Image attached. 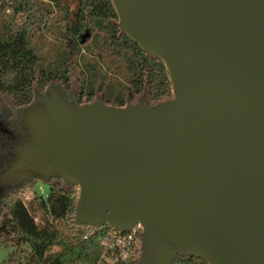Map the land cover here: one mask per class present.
I'll return each mask as SVG.
<instances>
[{"label": "water", "instance_id": "obj_1", "mask_svg": "<svg viewBox=\"0 0 264 264\" xmlns=\"http://www.w3.org/2000/svg\"><path fill=\"white\" fill-rule=\"evenodd\" d=\"M111 1L172 98L75 105L50 85L0 183L78 184L81 223L142 222V264H264V0Z\"/></svg>", "mask_w": 264, "mask_h": 264}, {"label": "trees", "instance_id": "obj_2", "mask_svg": "<svg viewBox=\"0 0 264 264\" xmlns=\"http://www.w3.org/2000/svg\"><path fill=\"white\" fill-rule=\"evenodd\" d=\"M73 9L59 0H0L1 13L8 21L0 35V170L6 167L17 149L26 141L28 129L22 124L26 107L41 102L46 88L59 85L68 101L75 105L94 101L96 92H85L72 79L69 55L80 49L81 39L94 29L105 34L107 46L123 53L131 79L124 85L112 106L131 105L142 100L155 106L172 98V84L165 64L133 41L120 28L111 0H74ZM54 6L63 13V39L71 46L55 63L47 60L32 44V33L45 25V17ZM123 96V97H122ZM109 104L110 98H96ZM36 177L20 186L11 185L0 194V244L13 247L9 260L13 264H98L103 258L100 238L111 229L103 222L93 227L82 224L77 216L75 184L61 176L44 181L45 195L32 187ZM31 190L25 200L23 189ZM24 191V190H23ZM35 211V215L32 213ZM86 234V237H84ZM143 238L141 231L137 232ZM48 245L58 248L46 257ZM113 264H142L141 257L119 260ZM172 264H208L194 255L177 254Z\"/></svg>", "mask_w": 264, "mask_h": 264}, {"label": "rangeland", "instance_id": "obj_3", "mask_svg": "<svg viewBox=\"0 0 264 264\" xmlns=\"http://www.w3.org/2000/svg\"><path fill=\"white\" fill-rule=\"evenodd\" d=\"M59 1L63 5L69 7V9H73L75 6L74 0ZM48 10L50 13L45 17V25H42L36 32L32 33L31 38L32 44L38 50H41V54L47 60L55 63L58 59L60 60L64 55H67V49L71 44L68 40L63 39V13L58 11L54 6H49ZM7 23L6 16L1 13L0 7V35L5 32L4 26L7 25ZM79 44L81 45L79 51L74 50L73 53L69 55L71 60L72 81L77 85H81L85 92L94 90L96 92L93 98L94 101H99L96 100V98L100 96L101 98H110L111 101L109 105L114 104L113 101L119 99L118 96L120 92L123 93V91H125L124 85H127L131 79V74L130 71H128L123 53L113 52L107 46L104 32L97 29H94L90 34H85ZM36 106L35 102L30 103L27 106L29 108V110H27V115L31 113V109ZM125 106L127 105L124 103L123 107ZM18 160L19 156L15 153L9 161V164ZM36 178L32 188L39 194L45 195L47 191L46 183L40 178ZM62 179L66 180L64 177H62ZM15 184L16 181L0 183V194L5 188L11 185L15 186ZM23 190L20 191V194L23 195L22 197L25 200H30L32 197V189L28 190L25 188ZM75 190L76 200L78 201L80 193L78 184H75ZM32 213L35 215L36 212L32 211ZM13 250V247H5L3 244H0V264H13V262L9 260V254ZM56 251H58L56 246L48 245L46 247L45 256H52ZM139 257H141L143 263V242L140 246Z\"/></svg>", "mask_w": 264, "mask_h": 264}, {"label": "built area", "instance_id": "obj_4", "mask_svg": "<svg viewBox=\"0 0 264 264\" xmlns=\"http://www.w3.org/2000/svg\"><path fill=\"white\" fill-rule=\"evenodd\" d=\"M85 225L93 227V225ZM138 231L143 233L140 223H135L127 230H121L111 225V229L100 238V244L103 246V260L98 264H113L119 260L138 256L143 240L137 235ZM87 235L89 234L84 237Z\"/></svg>", "mask_w": 264, "mask_h": 264}, {"label": "bare ground", "instance_id": "obj_5", "mask_svg": "<svg viewBox=\"0 0 264 264\" xmlns=\"http://www.w3.org/2000/svg\"><path fill=\"white\" fill-rule=\"evenodd\" d=\"M166 62H167V61H166ZM167 66H168V63H167ZM168 67H169V66H168ZM169 76H170V78H171V80H172V83H173V86H174V91H175V82H174V79H173L171 73H169ZM140 225L143 226L142 222H140Z\"/></svg>", "mask_w": 264, "mask_h": 264}]
</instances>
